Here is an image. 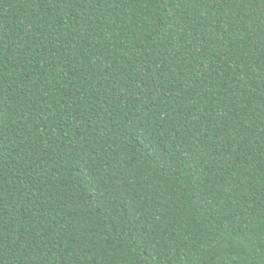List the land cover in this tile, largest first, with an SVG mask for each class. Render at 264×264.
I'll list each match as a JSON object with an SVG mask.
<instances>
[{
    "label": "trees",
    "instance_id": "1",
    "mask_svg": "<svg viewBox=\"0 0 264 264\" xmlns=\"http://www.w3.org/2000/svg\"><path fill=\"white\" fill-rule=\"evenodd\" d=\"M0 264H264V0H0Z\"/></svg>",
    "mask_w": 264,
    "mask_h": 264
}]
</instances>
